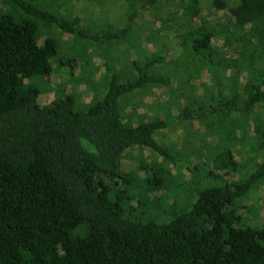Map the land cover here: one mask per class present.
I'll return each mask as SVG.
<instances>
[{
  "label": "trees",
  "instance_id": "obj_1",
  "mask_svg": "<svg viewBox=\"0 0 264 264\" xmlns=\"http://www.w3.org/2000/svg\"><path fill=\"white\" fill-rule=\"evenodd\" d=\"M203 3L212 20L203 16ZM147 20L158 27L141 30L144 45L125 62L128 79L114 64L107 83L86 78L97 93L86 111L76 110L71 94L38 103L41 93L26 83L60 66L72 74L98 42L129 41ZM61 58L66 62L57 63ZM188 71L203 81L170 94L172 74ZM131 96L153 97L162 113L134 120L123 111ZM207 116L224 124L208 125ZM191 127L200 129L199 141L182 138L171 156L160 135L184 136ZM134 146L180 171L166 190L173 202L167 220L163 209L159 216L141 212L139 220L123 209L141 169L121 167ZM188 154L204 164L182 170L176 161ZM224 156L231 170L246 174L208 186ZM148 172L159 189L161 169ZM199 180L207 185L201 191L194 187ZM258 188L264 189V0H108L95 12L79 5L58 10L52 0H0V264H264V227L246 223L241 206ZM186 192L194 199L189 205Z\"/></svg>",
  "mask_w": 264,
  "mask_h": 264
},
{
  "label": "rangeland",
  "instance_id": "obj_2",
  "mask_svg": "<svg viewBox=\"0 0 264 264\" xmlns=\"http://www.w3.org/2000/svg\"><path fill=\"white\" fill-rule=\"evenodd\" d=\"M52 2L54 7H56L58 10H62L69 5H73L76 7L79 5V7H87L89 11L95 12L96 10H100L108 6V0H52ZM203 6L205 7H202L203 16H206L209 18V20H212L214 14H212V11L206 8L205 3H203ZM149 23V20L145 21V23L139 22L136 28L134 27V37H132L129 41L98 42L95 48H91V50H89V53L79 58L77 64L75 65L76 67L74 68V70H72V74L69 68L64 67V69H62L63 67L60 66V69H55L48 77H37L33 81H30V83L26 84H29L31 87L39 90L41 94L38 98V103L41 106L48 105L53 101L55 96L58 99H62L66 94H71L75 97L76 110L86 111L97 100V93L93 88H90L88 83H86V78L88 81L92 80L94 83H96L97 81L99 82V80H101L103 83H107L112 72L111 68H113L111 67V65L114 64L113 66L117 67V69L124 71L123 76L125 79H128L130 75L125 67V62L127 59H131L134 56V49L136 47H142L144 45V41L142 40L141 36V30L143 28H146V26L148 27ZM49 27L51 29V26ZM149 27L155 29L158 26L152 25ZM149 30L151 31L152 29ZM60 41L61 44L65 47L69 46L71 42V40H69V37L67 36H61ZM214 44L215 46H220L221 41H217ZM126 49H129L128 58ZM68 53L69 52H67L65 55H68ZM65 60H67V58ZM59 62L65 63L66 61L61 58L57 60V63ZM107 67L110 68L107 69ZM171 78L172 90L170 91V94H172V91L175 93L183 91L186 92L190 89V86L193 82L200 83L201 81H203L200 74L190 71L181 75L172 74ZM70 79H73L74 81H70ZM155 92H157L158 94L163 93V91ZM155 101L156 100L150 96L144 100H142L138 96H131L129 97L127 102L124 103L125 106L123 111L129 113L130 116L134 118V120L138 121L149 114L162 113L163 108L159 107ZM206 124L211 126L216 124L222 126L224 123L223 120L217 119V117L207 116ZM182 133L183 132L180 131L177 135L169 136L168 134L167 137L164 138L162 137V134L158 138H161L163 147L171 156L177 155L183 139H186L189 143L192 144L197 143V141H199L200 139V129L197 127H191V129L189 128L187 132L184 133L185 137ZM162 138L164 140H162ZM239 142L240 140L236 143H232V145L236 144L235 150H238L240 148L239 144H237ZM131 149L132 148H130V150ZM126 153L127 151L125 152L124 156L126 155ZM233 154V158L235 159V161H238L240 159L238 153L233 151ZM125 158L126 159H124L123 157L121 159L122 169L126 171L125 167H129V165H132V168L134 169L136 164L139 165L140 163L141 169H137V171L135 172L134 183L126 191L129 200L124 203L123 209L127 213H130L134 220H139L138 216L141 215V212H143L144 214L149 213L154 216H159L160 211L162 212L163 210L165 211V219L171 218L170 216L173 215V202L172 199L168 198L165 194L166 190L173 188L174 174L179 171L178 167L175 166V163H168L164 158H161L154 154H150L146 149L138 146H134V149H132L129 155ZM199 158H201V156L197 158L190 157L189 154L186 156L184 155V157L181 156V158L176 161V164L179 165L182 170L184 169V171H186L189 166L194 165L196 162L203 165L205 159L202 158V160H199ZM229 159L230 158H228V156H224L219 159V161L214 165L213 169L217 173L218 177L216 181L212 180L211 183L208 184V186L216 185L218 187H223L225 180L228 183H233L246 174L244 173V171L241 172V169H239L238 166L236 167L235 171L231 170L229 166ZM150 167L157 169L160 168L163 175V177H161L162 179H160L159 181L160 188L157 190H155L156 186L154 184V181L148 177V171ZM205 167L206 165L204 166V168ZM167 171H169L171 175L166 177L165 174L167 173ZM224 171H229L225 178L223 176ZM202 174L203 172L200 173V175ZM194 187L197 188L198 191H201L205 189L207 185L205 184V182L199 180ZM248 195L249 197H245L241 201V206L244 207L247 213V215H243L244 220L250 225H256L260 228H263L264 189L261 190L258 188V190H251ZM184 200L187 205L194 201L192 194L187 192L184 194ZM247 211L250 212L248 213Z\"/></svg>",
  "mask_w": 264,
  "mask_h": 264
}]
</instances>
